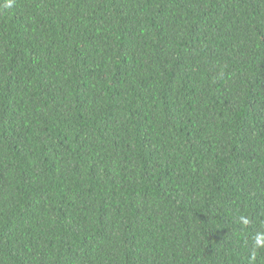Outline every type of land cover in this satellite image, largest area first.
Masks as SVG:
<instances>
[{
  "label": "trees",
  "instance_id": "1",
  "mask_svg": "<svg viewBox=\"0 0 264 264\" xmlns=\"http://www.w3.org/2000/svg\"><path fill=\"white\" fill-rule=\"evenodd\" d=\"M0 264H264V0H0Z\"/></svg>",
  "mask_w": 264,
  "mask_h": 264
}]
</instances>
